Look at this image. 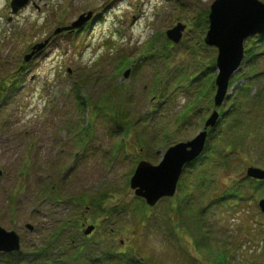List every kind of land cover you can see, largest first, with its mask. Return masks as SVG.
Here are the masks:
<instances>
[{"label": "rangeland", "instance_id": "obj_1", "mask_svg": "<svg viewBox=\"0 0 264 264\" xmlns=\"http://www.w3.org/2000/svg\"><path fill=\"white\" fill-rule=\"evenodd\" d=\"M214 1L28 0L13 14L0 0V225L22 239L0 264H215L214 248L220 262L232 252L227 264H264V182L242 183L249 167L264 169V35L244 41L215 106L218 50L204 41ZM178 23L175 43L166 32ZM214 113L211 168L208 158L184 165L175 195L140 225L137 163L159 164L158 152L195 138ZM204 167L219 193H239L213 202L190 178ZM102 207L118 209L103 228Z\"/></svg>", "mask_w": 264, "mask_h": 264}, {"label": "water", "instance_id": "obj_2", "mask_svg": "<svg viewBox=\"0 0 264 264\" xmlns=\"http://www.w3.org/2000/svg\"><path fill=\"white\" fill-rule=\"evenodd\" d=\"M28 0H12L11 7L15 13ZM209 29L204 41L218 50L216 66L215 106H220L227 94L230 78L237 72L244 58V41L253 36L264 35V2L259 0H215L208 14ZM79 22L74 23L75 28ZM186 25L178 23L166 32L167 37L175 43L181 39ZM69 27H66V29ZM43 44L38 45L41 48ZM30 56H26L28 59ZM129 71L125 73L128 76ZM217 113L208 118L205 128L214 126ZM206 130L188 141L178 143L167 149L157 165L142 160L137 165L130 186L135 194L143 197L150 206L164 196H172L182 173V168L191 162L203 149ZM247 176L254 179H264V170L249 167ZM261 211L264 212V199L259 201ZM29 229L32 225L27 224ZM89 227L86 233H90ZM20 249V236L14 231L5 230L0 225V252H12Z\"/></svg>", "mask_w": 264, "mask_h": 264}, {"label": "trees", "instance_id": "obj_3", "mask_svg": "<svg viewBox=\"0 0 264 264\" xmlns=\"http://www.w3.org/2000/svg\"><path fill=\"white\" fill-rule=\"evenodd\" d=\"M124 60L122 61V64L124 65ZM208 92H212V90H210L209 89V91ZM190 102V104H189V106L191 105V104H193V103H195L196 101H192L191 102V100L189 101ZM124 114V113H123ZM121 121L122 120H120L119 121V124L121 123ZM233 144V143H232ZM234 148V147H233ZM233 148H229V149H233ZM207 160V159H206ZM199 181H202L201 182V186L203 187H205L204 188V191H203V193H206V191H209L210 192V195H209V197L212 199L214 196H215V199H212L213 200V202L215 201V202H219L220 201V199H218L219 198V194H221V193H219V192H217V189H216V184H215V181H214V178L212 177L211 179H210V181L208 180V177L206 176V177H201V179L199 180ZM227 185V184H226ZM224 192H227L228 194H232L233 192H235L234 190H232V189H229L227 186H226V189L224 190ZM223 192V193H224ZM237 193H239L238 191H236ZM235 192V193H236ZM221 199L223 198V197H220ZM218 199V200H217ZM244 199H245V197H244ZM94 200L95 201H99L100 199L99 198H94ZM139 202H141V205L142 206H144L145 207V203H144V201L143 200H139ZM141 205H140V207H133V210L135 211H137L138 212V214L139 215H141V218H140V220H138L139 222V224L140 225H144V224H147V223H149V222H151V221H154V220H156L157 218H158V214L156 213V212H160L159 210H157V208H149V210L147 211H144V210H141ZM171 206H170V214H171V220L168 222V226H170L171 228H177L176 226H178V225H176V226H172L173 224H175L176 223V221L173 219V215L176 213V206H174V202H172L171 204H170ZM176 208V209H175ZM113 209L114 210H109V211H99L98 212V218L100 217V215L102 216V220H104V221H111V218H112V215L114 214V212H116L118 209L117 208H115V207H113ZM145 209H146V207H145ZM155 209H156V212H155ZM123 210H125V209H123ZM126 211V210H125ZM149 212V213H148ZM120 213H121V211H120ZM105 217H107V218H105ZM110 225H112L111 223H109ZM108 224V225H109ZM196 224V223H195ZM101 227L103 228L104 226L102 225V223H101ZM113 230V228L112 227H108L107 228V231H108V236L110 237L111 236V238L113 239L115 236V233L112 231ZM226 239H229V238H226ZM225 242H226V244L228 243L226 240H225ZM236 248V247H235ZM220 250V249H219ZM219 250H217L216 248H214V249H207V251H206V256L208 257V258H213L212 259V261L215 263V264H217V263H220V264H227L226 262L228 261V259H229V257L231 256V254H232V252H230V250L229 249H225L226 251H221V253L223 252V253H227V252H230L229 253V255L228 256H226V260H224V261H221L220 262V260H219V254H218V252H219ZM235 250V249H234ZM221 253H220V255H221ZM44 255H46V254H44ZM233 259V258H232ZM231 259V260H232ZM135 263L136 264H142L141 262H136L135 261ZM38 264H41V263H38ZM132 264V263H131ZM152 264H154V261H153V263Z\"/></svg>", "mask_w": 264, "mask_h": 264}, {"label": "flooded vegetation", "instance_id": "obj_4", "mask_svg": "<svg viewBox=\"0 0 264 264\" xmlns=\"http://www.w3.org/2000/svg\"><path fill=\"white\" fill-rule=\"evenodd\" d=\"M254 182H256V183H263L264 181H260V180H253ZM85 224L84 223H82V227L84 226ZM12 254V253H11ZM10 255V254H9Z\"/></svg>", "mask_w": 264, "mask_h": 264}]
</instances>
